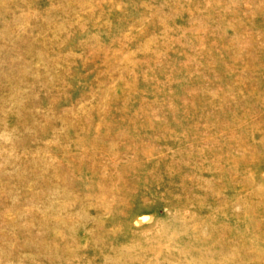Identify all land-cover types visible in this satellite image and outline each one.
Wrapping results in <instances>:
<instances>
[{"label": "rangeland", "instance_id": "obj_1", "mask_svg": "<svg viewBox=\"0 0 264 264\" xmlns=\"http://www.w3.org/2000/svg\"><path fill=\"white\" fill-rule=\"evenodd\" d=\"M0 264H264V0H0Z\"/></svg>", "mask_w": 264, "mask_h": 264}]
</instances>
